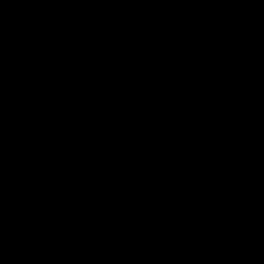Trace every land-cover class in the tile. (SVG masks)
Listing matches in <instances>:
<instances>
[{"label": "water", "instance_id": "1", "mask_svg": "<svg viewBox=\"0 0 264 264\" xmlns=\"http://www.w3.org/2000/svg\"><path fill=\"white\" fill-rule=\"evenodd\" d=\"M0 264H264V0H0Z\"/></svg>", "mask_w": 264, "mask_h": 264}]
</instances>
